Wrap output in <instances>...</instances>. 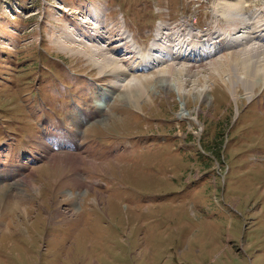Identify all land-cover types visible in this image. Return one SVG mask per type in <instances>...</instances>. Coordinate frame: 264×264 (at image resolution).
I'll return each instance as SVG.
<instances>
[{
  "label": "rangeland",
  "instance_id": "rangeland-1",
  "mask_svg": "<svg viewBox=\"0 0 264 264\" xmlns=\"http://www.w3.org/2000/svg\"><path fill=\"white\" fill-rule=\"evenodd\" d=\"M227 1L0 0V264H264V0ZM180 17L232 38L189 58ZM163 26L179 59H127Z\"/></svg>",
  "mask_w": 264,
  "mask_h": 264
},
{
  "label": "bare ground",
  "instance_id": "bare-ground-1",
  "mask_svg": "<svg viewBox=\"0 0 264 264\" xmlns=\"http://www.w3.org/2000/svg\"><path fill=\"white\" fill-rule=\"evenodd\" d=\"M236 3V2H235ZM235 3L234 2H231V1H224V2H219L218 0H217V4H216V6H215V12H214V14H213V18H214V20L216 21V23H220V24H222L223 26L225 25L224 23L225 22H227V21H229V19H230V17L231 16H227V15H229V14H233L234 13V15L235 16H232V18H231V23H235V22H238L239 20H242V21H244V17H243V15H241V13L239 12V7L238 6H236L235 5ZM242 3V2H241ZM238 5V4H237ZM231 10H234V12L233 13H231ZM245 10V9H244ZM241 11H243L242 9H241ZM236 14H237V16H236ZM243 14V13H242ZM98 15H96V17H97ZM100 18H101V16H100ZM181 21H183L182 22V24L181 25H177L176 27L177 28H180L181 29V31L182 32H184V33H186V35H190V38H191V41H192V46H190V47H188L189 46V44H186V43H188L187 41H189V40H187V38L185 37V39H184V43H185V46L182 44V43H178V45L175 47L177 50H182V49H184V48H189V50H190V52L188 53V56H189V58H192V54L194 53V47H195V45H201V46H203V50H204V52H205V56L204 57H199L200 58V60H203V59H205V58H208L209 56L211 57V49L213 48V49H216L219 45L220 46H226L227 44H228V41H229V39L230 38H232L231 37V34H232V32H231V29H229V30H226V32H216V31H214L213 29H205V28H201V27H199V26H197L196 25V22L194 21L193 23L189 20V18H182L181 19ZM180 21V22H181ZM227 23H229V22H227ZM243 24V23H242ZM241 24V25H242ZM164 25H166V24H164ZM240 25V24H239ZM180 26V27H179ZM165 29H164V28ZM163 27H160V28H158V33H160L161 35H160V37H156V38H153L152 40L154 41L153 42V44H152V46L149 48V50L147 51V52H144L143 51V49H139L138 48V55L136 54V50L135 49H133V46H132V42H134V43H137L136 41H134V40H132V38L130 37V35L131 34H129V35H124V37H126V36H128L127 37V39H124V37H123V43H122V47L124 46V50L126 49L127 50V54L129 55V57L127 58V59H133V58H136V59H139V62H141L143 65H146L147 64V62H148V59H149V62H150V60H154V61H157V63L158 64H160V63H163V62H166L169 58H176V59H179L180 58V56L179 55H176L175 54V52H173L174 51V49L175 48H173L172 47V45L174 44V42H176L175 40H176V38H172L171 36H170V34H171V29H173V28H171L170 30H169V32H167V34H164V32L167 30V26H163ZM232 27V26H231ZM234 27V26H233ZM219 28V30H221V31H223V28L222 27H218ZM236 28H237V26H236ZM236 28H234V30H237ZM244 28V27H243ZM70 33H71V30H69V29H67ZM75 30H76V28H75ZM214 31V32H213ZM207 33V32H213L212 34H208L205 38H204V33ZM168 35L170 36L169 38H172L171 39V41H172V43L171 42H168ZM177 36L180 38L181 36H183V34L181 35V34H177ZM72 38H76V36H73ZM198 38H200V39H202V38H204L205 40H201V41H199V39ZM261 38H262V40H264V38L263 37H260V40H261ZM134 39H135V37H134ZM136 40V39H135ZM194 41V42H193ZM165 42L166 43H169V44H167V48H168V50H169V54L168 55H170V57H163V58H161V57H157L154 53H153V51H158L159 52V48H160V46H162L163 44H165ZM121 47V48H122ZM66 49H70V47L69 48H66ZM191 49H193L192 51H191ZM255 49V48H254ZM71 50V49H70ZM256 50H257V52H255V54L257 53V55H258V57L254 60V57L253 56H251V58H250V68H251V70L255 73V74H257V75H259V76H264V47L262 46H257L256 47ZM172 53H173V55H172ZM155 55V56H154ZM250 55H252V54H250ZM174 56V57H173ZM195 56V55H194ZM209 57V58H210ZM248 57H249V55H248ZM182 58V57H181ZM191 60H197V59H191ZM199 60V59H198ZM263 60V62H261ZM125 63H127V60H125L124 61ZM230 63H231V65L234 67V68H236L238 71H239V69H241L242 71H243V69H244V65H239L238 64V62L237 61H230ZM164 64V63H163ZM157 65V64H156ZM172 65V64H171ZM123 66V65H122ZM239 66H243L242 68H237V67H239ZM257 67L259 68L258 70H257V73H256V69H257ZM174 68V67H173ZM132 71V70H131ZM178 72V67H177V70H176V68L175 69H173V73H177ZM251 74V73H250ZM252 75V74H251ZM232 79V81H234L233 80V78H231ZM263 79H264V77H263ZM134 80V79H133ZM248 80V79H247ZM131 81V80H130ZM244 81H245V79H244ZM248 82V81H247ZM245 84V83H244ZM136 85H138V84H134V83H132L131 84V91H133V92H131L129 95H130V98H131V100L132 101H134V100H136V101H138L139 99H140V94L139 95H135L134 93H136V91L138 90V87L136 86ZM111 86V85H110ZM249 90L247 91L248 93L249 92H252L253 90H254V88H252L251 87V84H250V80H249V83L247 84V85H245ZM130 88V87H129ZM134 94V95H133ZM138 94V93H137ZM236 92L233 90V95H234V97H236L237 98V96H236ZM252 94V93H251ZM251 94L249 93V95L248 96H251ZM107 105V106H106ZM105 105V107L106 108H108V104H106ZM81 112H83V110H80L79 111V113H78V116H79V114L81 113ZM88 118H90V117H88ZM88 118H86V119H88ZM86 119L85 118H81L78 122V124H79V127L81 126V123H83L84 121H86ZM74 121L76 122V120L74 119ZM103 121V120H102ZM72 140V139H71ZM45 143V141L44 140H40V145H43ZM68 152H66V154H67ZM79 154H81V153H79ZM58 156V155H57ZM69 156V155H68ZM55 157V156H54ZM49 159V158H48ZM59 159V158H58ZM62 159V158H61ZM70 160V159H69ZM93 161V160H92ZM74 162H76L78 165H79V163L80 162H83V159H81L80 158V160H78V162L77 161H74ZM63 163V162H62ZM98 163V162H97ZM80 166V165H79ZM77 173H79V172H77ZM26 177V176H25ZM88 181V180H87ZM8 195H10V194H8ZM10 197V196H9ZM9 197H8V199H9ZM10 200H11V202H13V200L10 198ZM10 202V206L12 207L13 206V203H11ZM17 203H19V202H17ZM1 205V204H0ZM13 209V208H12ZM10 209H9V206L7 207V208H4V210H3V213H2V209H0V218H1V220H3L4 219V217H5V215L7 214V212L9 211ZM1 222V221H0Z\"/></svg>",
  "mask_w": 264,
  "mask_h": 264
}]
</instances>
